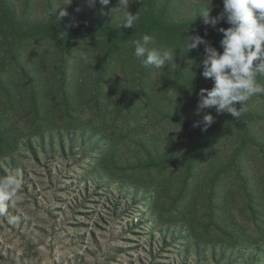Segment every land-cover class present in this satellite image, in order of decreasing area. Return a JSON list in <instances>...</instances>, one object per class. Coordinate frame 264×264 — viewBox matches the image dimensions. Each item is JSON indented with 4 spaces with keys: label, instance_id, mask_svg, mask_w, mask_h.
<instances>
[{
    "label": "rangeland",
    "instance_id": "1",
    "mask_svg": "<svg viewBox=\"0 0 264 264\" xmlns=\"http://www.w3.org/2000/svg\"><path fill=\"white\" fill-rule=\"evenodd\" d=\"M132 2L124 28L117 0H0V177L22 194L0 264H264V93L238 119L196 115L214 82L205 45L181 49L222 53L229 25L198 15L222 0ZM144 34L173 65H139Z\"/></svg>",
    "mask_w": 264,
    "mask_h": 264
},
{
    "label": "clouds",
    "instance_id": "2",
    "mask_svg": "<svg viewBox=\"0 0 264 264\" xmlns=\"http://www.w3.org/2000/svg\"><path fill=\"white\" fill-rule=\"evenodd\" d=\"M98 2L102 6L111 4V0ZM96 3L97 0H88L89 6ZM132 3V0H117L116 6L111 9L112 17L113 13L122 17L121 27L132 28L138 19L139 14L133 15L129 11ZM222 3L223 11L215 17L211 15L212 7L202 6L198 12L205 25L215 26L221 22L229 25L219 29L223 34L222 53L199 35H189L181 49L188 54L205 45L202 76L214 82L211 89L200 90L195 114L199 116L206 109H215L218 116L229 114L238 119L247 112V102L253 96L264 93V84L258 79L264 77V0H222ZM66 15L68 13L62 9L60 16ZM132 44L135 60L145 69H161L174 63V49L158 47L152 35L144 34ZM215 122L214 116L209 113L194 126H202V130L207 131ZM20 190L21 181L17 175L0 177V215L6 214L9 203L16 204L22 200Z\"/></svg>",
    "mask_w": 264,
    "mask_h": 264
}]
</instances>
